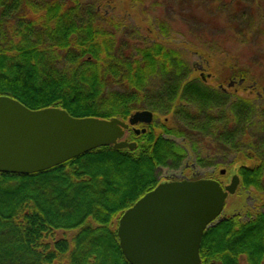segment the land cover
Masks as SVG:
<instances>
[{"label": "trees", "instance_id": "16d2710c", "mask_svg": "<svg viewBox=\"0 0 264 264\" xmlns=\"http://www.w3.org/2000/svg\"><path fill=\"white\" fill-rule=\"evenodd\" d=\"M109 4L0 0V97L78 119L153 114L144 134L124 135L134 150L107 146L44 172L0 174V264H128L119 219L161 183L162 170L178 173L190 164L213 179L217 170L244 164L240 190L264 196V71L232 61L222 64L231 92L221 89L223 81L208 86L203 69L201 80L191 78L193 68L177 50L105 15ZM260 6L250 3L253 23H264ZM130 28L132 38H122ZM158 28L167 39L164 25ZM237 84L249 92L233 93ZM240 124L243 139L236 141ZM199 256L201 264H264V203L209 227Z\"/></svg>", "mask_w": 264, "mask_h": 264}, {"label": "water", "instance_id": "95a60500", "mask_svg": "<svg viewBox=\"0 0 264 264\" xmlns=\"http://www.w3.org/2000/svg\"><path fill=\"white\" fill-rule=\"evenodd\" d=\"M152 122L153 114L146 110L135 112L127 122L78 119L61 109L32 111L11 98L0 97V174L44 172L107 146L134 150L135 143L123 140L124 132ZM133 130L135 135L145 133V129ZM224 174L222 170L220 175ZM238 185L237 176L224 187L211 179L159 184L119 219L117 237L126 262L201 264L202 236L217 222L227 197Z\"/></svg>", "mask_w": 264, "mask_h": 264}, {"label": "rangeland", "instance_id": "374dc122", "mask_svg": "<svg viewBox=\"0 0 264 264\" xmlns=\"http://www.w3.org/2000/svg\"><path fill=\"white\" fill-rule=\"evenodd\" d=\"M251 1L110 0L109 8L102 7L101 11L137 29L149 41H157L177 50L193 68L192 79L201 80L198 71L203 69L204 75L209 76V78L204 76L205 84L217 87V81L226 82L225 79L230 73L222 64H231L234 61L239 68H249L253 73L264 71V23H253ZM258 1L264 12V0ZM158 25H164L169 35L167 39L161 36ZM132 30V28L124 30L122 38L131 39L134 34ZM123 42L122 44H125ZM227 83L229 82L224 83L221 89L224 88L223 91L230 93L231 88ZM247 86L249 85L237 84L232 88L233 93L243 97L249 92ZM154 119L158 124L165 120L162 116H156ZM240 132L241 124L236 127L234 135L236 141L243 139ZM257 143L258 147L262 144L260 141ZM260 150L259 147V152ZM242 165L244 164H237L231 170L224 167V176H220L217 170L212 178L223 187L227 186L231 178L238 175ZM250 165L252 164L247 163L246 167ZM202 177L204 173L188 164L178 173L162 170L161 183L181 179L198 180ZM240 189L239 187L234 195L227 197L221 220L234 215L244 218L245 212L252 211L264 203V196L261 197L259 193H254L252 189L247 191ZM60 237L62 233L56 234V238Z\"/></svg>", "mask_w": 264, "mask_h": 264}, {"label": "flooded vegetation", "instance_id": "af4514ba", "mask_svg": "<svg viewBox=\"0 0 264 264\" xmlns=\"http://www.w3.org/2000/svg\"><path fill=\"white\" fill-rule=\"evenodd\" d=\"M138 126H140L141 129L145 128V126H143V125H137V127H138ZM137 127H136V128H137ZM128 130H130V129H128ZM128 130L125 131L124 134H126V133L128 132ZM131 143H132V142H131ZM238 178H239V177H238ZM181 180L183 181V180H185V179H181ZM170 181H178V180H170ZM187 181H188V180H187ZM190 181H191V180H190ZM239 181H240V179H239ZM168 182H169V181H168ZM218 183H220V182H218ZM220 184H221V183H220ZM221 185H222V184H221ZM222 186H223V185H222ZM238 189H239V188L236 189L235 193L238 191ZM235 193H234V194H235ZM234 194H233V195H234ZM220 220H221V218H219V219L217 220V222L220 221Z\"/></svg>", "mask_w": 264, "mask_h": 264}]
</instances>
